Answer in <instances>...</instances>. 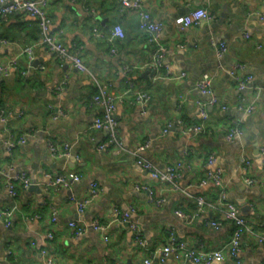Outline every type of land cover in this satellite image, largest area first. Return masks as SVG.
<instances>
[{
	"label": "crops",
	"instance_id": "1",
	"mask_svg": "<svg viewBox=\"0 0 264 264\" xmlns=\"http://www.w3.org/2000/svg\"><path fill=\"white\" fill-rule=\"evenodd\" d=\"M141 1L151 18L163 23V69L158 76L144 65L153 50L147 34L139 28L137 16L121 9L117 0H47L52 29L80 54L89 73L77 71L37 44L39 27L27 13L0 18V37L15 43L0 46V62L17 57L9 76L0 78V112L8 117L0 123V170L24 173L30 185L37 187H21L12 198L0 176V210L15 206L9 227L0 218V264H141L147 256L152 264L264 262V243L255 240L256 235H264L260 153L264 146V21L256 14L264 11V0ZM195 7H206L211 17L180 30L175 19ZM115 24L121 26L124 37L112 42L108 36ZM219 42L227 46L221 56L216 55ZM24 46L32 47L31 62L20 53ZM237 62L244 65L240 73L252 77L244 92L230 74ZM204 72L213 75L216 105H207L209 96L195 86ZM181 73L184 76L176 78ZM94 79L107 84L116 98L114 117L121 148L96 149L107 134L93 126L94 117L103 112L93 101ZM62 82L63 88L57 89ZM140 91L148 94L147 102L136 101ZM241 93L246 102L254 101L252 112L238 108ZM200 104H206L209 112L204 133L191 137L177 127L163 132L169 121L178 118L199 122ZM57 108L63 115L52 119ZM236 120L244 133L228 141L225 133ZM23 135L24 143L8 149L7 142ZM48 138L58 148L70 143L71 154L52 155ZM209 155L215 157L213 168L222 171L226 198L240 207L246 220L240 251L236 258L225 253L221 262L196 263L183 256L160 261L152 251L171 232L188 247L225 252L233 225L230 221H222L218 228L211 225L212 220H221L222 205L218 186L206 178ZM241 155L249 164L241 161ZM139 159L159 171L180 164L176 186L151 178L137 163ZM65 170L80 179L48 185V174ZM246 178L255 182L248 184ZM93 182L100 192L78 213L74 201L85 196ZM142 183L149 184L151 197L135 188ZM198 196L207 204L197 212ZM176 210L195 215L188 221L177 216ZM124 214L140 229L146 249L138 245L129 224L120 221ZM94 220L109 225L100 231L91 226ZM71 221L84 226L82 234L69 227Z\"/></svg>",
	"mask_w": 264,
	"mask_h": 264
},
{
	"label": "built area",
	"instance_id": "2",
	"mask_svg": "<svg viewBox=\"0 0 264 264\" xmlns=\"http://www.w3.org/2000/svg\"><path fill=\"white\" fill-rule=\"evenodd\" d=\"M121 9H125L129 12L134 13L139 21V28L147 34V40L152 45L153 50L151 52V58L144 65L150 67L156 72V76L159 75L160 69H163L162 59L164 53V46L160 40L161 30L163 29V23L154 20L151 18L150 13L145 9L141 0H117ZM47 0H0V18H5L10 14L16 12H25L29 16L33 17L39 27L40 37L37 41V44L45 46L49 51H51L55 57L58 59L68 62L74 69L79 72L89 73L87 66L84 64L80 54L76 50L69 49L57 36V32L52 29V22L49 14L46 11ZM257 16L264 21V11L257 12ZM211 15L209 14L206 7H195L189 9L183 15L175 19L176 26L183 30L184 28L190 26H196L202 21L209 19ZM124 31L119 24H115L110 29V35L108 39L112 42L116 38H123ZM214 43V41L211 39ZM15 44L9 38L0 37V46L3 45H12ZM225 51H227V46L224 42H219L216 46V55L221 56ZM21 54H27L28 60L31 62L33 60V53L31 46H24L20 49ZM17 57L10 59L6 62H0V78H6L9 76L11 70L16 67ZM244 65L241 63H235L230 72L231 77L233 78L239 91L244 92L247 83L252 79V77H244L240 72L243 69ZM41 69L44 66H40ZM126 70H129V67H126ZM167 73L168 71L165 70ZM184 73L179 74L176 78L183 77ZM213 75L209 72H204L200 75L196 81V88L204 95L209 96L207 105H216L218 102L217 97L214 94L212 87ZM97 87V93L93 96V101L102 107V114L97 115L93 119V126L97 129H101L106 132L107 137L105 140L96 145L97 150H107L108 148H121V141L117 137V121L114 117V111L116 107V98L108 92V86L105 83H102L94 79ZM63 88V82L60 84L57 89L61 90ZM148 94L145 91H140L136 94V101L145 103L148 100ZM238 108L243 112L250 113L255 108L254 101L246 102L244 94L241 93L239 97ZM222 108H225L223 105ZM63 115L61 109L57 108L54 114H52V119H59ZM199 117L200 121L197 123H185L182 119H176L175 121H169L163 132H167L172 127L179 128L180 132L195 137L204 133L205 131V122L209 117V112L207 110L206 104H200L199 106ZM8 117L0 112V123H5ZM244 133V129L241 126V122L236 120L225 133V138L228 141L235 139H240ZM25 135L20 136L19 138L7 142L8 149L13 148L14 146L25 142ZM48 149L50 153L54 156L67 157L71 154V144L64 143L62 148H58L54 141L51 138L47 140ZM141 148H139L140 150ZM262 164L264 165V146L260 147ZM215 157L209 155L206 162V178L212 180V182L218 186V198L221 201V220H212L211 225L218 228L223 223L222 221H230L233 225V230L231 233L230 241L228 242L225 252L220 249L207 250L199 247H188L183 241L176 238L174 233H169L166 241L163 244H160L152 251V255L156 256L158 260L164 261L168 257L172 256L177 259L181 256L189 258L196 263H209L211 261L221 262L224 259V254L229 257L236 258L241 246V237L242 233L246 229V220L240 214V207L234 202L226 198V189L222 182V171L219 168H213ZM241 161L246 165L249 164V161L246 160L244 155H241ZM137 163L148 171L151 178L160 180L162 182H167L176 186L178 178V168L180 164L169 165L165 168L164 171H159L153 167L150 163L145 162L141 159L137 160ZM0 176H2L5 186L7 188L8 194L15 198L18 194V188L28 187L30 182L24 173H10L7 171L0 170ZM48 185L56 187L60 184H67L69 181H78L80 176L71 171H63L58 175H47ZM255 180L252 178H246V183H254ZM204 183V182H203ZM136 189H142L146 191L151 197V189L149 184L142 183L136 184ZM100 188L98 184L93 182L89 192L79 200H75V208L78 213H82L86 207L94 200V198L99 194ZM158 204L162 202V199L156 201ZM207 204L206 200L202 196L196 198V211H202L204 206ZM15 206L9 207L7 209L0 210V218L4 222L6 227L11 225V218ZM176 215L184 218L188 221H191L195 213L189 214L181 210L175 211ZM117 220V219H116ZM121 222L128 223L129 226L134 231L135 240L140 245V247L146 249V240L143 238L140 229L135 223H132L128 219V214L121 216ZM69 227L74 230L77 235H80L84 231L83 225H78L76 222H69ZM108 224H105L99 220H94L91 223V226L97 230L105 231L108 227ZM49 237H52L51 233H48ZM106 238V236H104ZM255 240L257 243H264V235H256ZM113 264H120L119 262H114ZM141 264H152L151 257H144L141 261ZM261 264H264L262 262Z\"/></svg>",
	"mask_w": 264,
	"mask_h": 264
},
{
	"label": "water",
	"instance_id": "3",
	"mask_svg": "<svg viewBox=\"0 0 264 264\" xmlns=\"http://www.w3.org/2000/svg\"><path fill=\"white\" fill-rule=\"evenodd\" d=\"M189 10V8L186 10V11H188ZM0 94H1V80H0ZM37 187L34 185V184H32V185H29V188L28 189H35V190H37L36 189ZM244 209H246V208H244V205L242 206V210H244Z\"/></svg>",
	"mask_w": 264,
	"mask_h": 264
},
{
	"label": "trees",
	"instance_id": "4",
	"mask_svg": "<svg viewBox=\"0 0 264 264\" xmlns=\"http://www.w3.org/2000/svg\"><path fill=\"white\" fill-rule=\"evenodd\" d=\"M19 189V188H18Z\"/></svg>",
	"mask_w": 264,
	"mask_h": 264
}]
</instances>
